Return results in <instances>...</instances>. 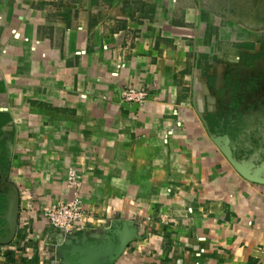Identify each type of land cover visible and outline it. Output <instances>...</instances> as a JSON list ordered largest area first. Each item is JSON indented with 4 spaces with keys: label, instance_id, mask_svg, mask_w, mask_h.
<instances>
[{
    "label": "crops",
    "instance_id": "0c3cea01",
    "mask_svg": "<svg viewBox=\"0 0 264 264\" xmlns=\"http://www.w3.org/2000/svg\"><path fill=\"white\" fill-rule=\"evenodd\" d=\"M211 4L0 0V264H54L67 236L42 209L76 197L70 170L88 214L60 264H264V184L210 120L213 58L255 41Z\"/></svg>",
    "mask_w": 264,
    "mask_h": 264
},
{
    "label": "rangeland",
    "instance_id": "374dc122",
    "mask_svg": "<svg viewBox=\"0 0 264 264\" xmlns=\"http://www.w3.org/2000/svg\"><path fill=\"white\" fill-rule=\"evenodd\" d=\"M211 5L215 15L213 22H222L223 26L236 24L241 44L255 41L257 45L256 49L225 46L218 52L220 56L213 58L216 67L211 70V76L226 82L222 92L214 89V95L217 96L214 105L223 109V121L245 122L251 107L256 108L255 102L264 98V0H212ZM232 100L241 107L238 111L241 113L233 112L230 106ZM242 140H246V136L240 133L238 139L232 141V147L238 149L239 155L243 149L239 145ZM246 144L247 141L243 143L244 147ZM262 152L264 146L255 147L250 155L255 157H245L241 161H251L255 165V172L264 175V159L259 156Z\"/></svg>",
    "mask_w": 264,
    "mask_h": 264
},
{
    "label": "built area",
    "instance_id": "2783aa9c",
    "mask_svg": "<svg viewBox=\"0 0 264 264\" xmlns=\"http://www.w3.org/2000/svg\"><path fill=\"white\" fill-rule=\"evenodd\" d=\"M121 96L123 104L134 103L138 106H142L147 102L149 93L147 90L137 92L130 88H124L122 90ZM67 181L68 186L75 190L76 197L71 201L57 202L44 206L42 209V214L49 221L51 226L65 232L67 240H69L74 234L85 229L88 213L84 202L82 201L81 197H79V192L82 188V175H80L77 170H70L68 172ZM67 240H65L64 243ZM258 251L264 255V245L260 246ZM53 260L54 264L62 263V259L59 257Z\"/></svg>",
    "mask_w": 264,
    "mask_h": 264
},
{
    "label": "flooded vegetation",
    "instance_id": "af4514ba",
    "mask_svg": "<svg viewBox=\"0 0 264 264\" xmlns=\"http://www.w3.org/2000/svg\"><path fill=\"white\" fill-rule=\"evenodd\" d=\"M257 48V45L255 44V49ZM231 109H233V112L236 113H241L238 112L240 111V106L235 102V100L231 101ZM255 107H251L250 109V114L247 119L245 117L246 121L245 122H224L223 114L222 111L223 109L219 111L217 115L210 116L211 123L213 125L219 127V131L223 132L225 135H229L231 137V140L234 141L238 139L239 134H244V137L246 136V140H242L241 143L239 144L240 146L242 145V148L240 151L241 155L238 154V149H234V155L238 160H241L243 158H251L255 156H251L252 152L255 150V147L259 146H264V98L262 100H258L255 102ZM245 112V110H242ZM246 113V112H245ZM247 141L248 145L246 144V148L244 147L243 143ZM261 159H264V153L259 154Z\"/></svg>",
    "mask_w": 264,
    "mask_h": 264
},
{
    "label": "water",
    "instance_id": "95a60500",
    "mask_svg": "<svg viewBox=\"0 0 264 264\" xmlns=\"http://www.w3.org/2000/svg\"><path fill=\"white\" fill-rule=\"evenodd\" d=\"M215 143L217 146L222 150V152L225 154L229 162L233 165V167L247 180L253 181V182H258L264 184V175H262L259 172H255V165L254 163L250 162H245L238 160L236 156L234 155L233 147H232V140L229 135H223L219 137H213ZM12 206H15V203H12ZM76 247L73 246L69 240L65 242L64 244H61L57 248V255L60 259V253L63 251H72L75 250ZM123 248H120L116 255H119L121 253ZM63 261V259H62Z\"/></svg>",
    "mask_w": 264,
    "mask_h": 264
}]
</instances>
